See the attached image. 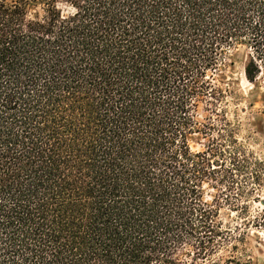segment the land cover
I'll use <instances>...</instances> for the list:
<instances>
[{"label": "trees", "instance_id": "1", "mask_svg": "<svg viewBox=\"0 0 264 264\" xmlns=\"http://www.w3.org/2000/svg\"><path fill=\"white\" fill-rule=\"evenodd\" d=\"M236 51L264 92V0H0V264L237 263Z\"/></svg>", "mask_w": 264, "mask_h": 264}, {"label": "rangeland", "instance_id": "2", "mask_svg": "<svg viewBox=\"0 0 264 264\" xmlns=\"http://www.w3.org/2000/svg\"><path fill=\"white\" fill-rule=\"evenodd\" d=\"M13 2L20 0H10ZM31 15L40 13L37 7L30 8ZM243 51H236L229 55L228 63H233L225 68L219 75V79L231 85L240 95L241 99L230 103L228 118L241 121L242 130L238 138L247 149L253 152L256 158L264 161V92L260 88L252 86L244 77ZM204 105L200 109V120L206 117ZM216 137V135H214ZM220 138L218 137V140ZM223 143V142H222ZM190 144L195 152L203 151L208 139L200 134L190 137ZM253 174L246 180L241 173L236 172L237 182L232 195L239 200V204L247 206V211H230L227 205L223 206L220 212L221 221L225 226L231 227L234 237L238 239L232 245L237 248L224 250L220 257L224 260L232 257L237 263L234 264H264V171H259L253 166L248 171ZM247 181V183H245ZM248 193L247 197L241 198L239 188ZM229 194V192H226ZM217 195V191L206 187L205 199L211 202ZM242 195V194H241Z\"/></svg>", "mask_w": 264, "mask_h": 264}]
</instances>
